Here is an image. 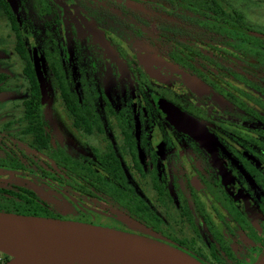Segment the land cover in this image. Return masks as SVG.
<instances>
[{
    "label": "flooded vegetation",
    "instance_id": "flooded-vegetation-1",
    "mask_svg": "<svg viewBox=\"0 0 264 264\" xmlns=\"http://www.w3.org/2000/svg\"><path fill=\"white\" fill-rule=\"evenodd\" d=\"M5 1L16 28L2 6L0 12L24 83L22 90L6 72L0 51V107L11 105L14 115L0 125L5 197L16 202L10 194L32 192L50 212L23 183L59 202L67 194L73 212H50L66 221L81 213L84 223L101 220L124 231L125 219L203 264H253L264 248L263 19L251 16L244 0H43L53 20L45 33L42 0ZM137 15L183 26L153 28ZM16 34L29 56L42 124ZM32 48L47 90L44 105ZM56 51L69 94L81 103L79 128L54 81ZM53 89L81 137V157L59 139L50 116ZM182 116L194 122L191 137L174 125ZM39 126L46 146L37 142ZM64 157L81 164V189L61 180L68 181L57 166ZM102 179L125 202L104 196Z\"/></svg>",
    "mask_w": 264,
    "mask_h": 264
},
{
    "label": "water",
    "instance_id": "water-1",
    "mask_svg": "<svg viewBox=\"0 0 264 264\" xmlns=\"http://www.w3.org/2000/svg\"><path fill=\"white\" fill-rule=\"evenodd\" d=\"M82 23L93 35L99 32ZM32 57L44 105L47 90L35 48ZM182 118L174 125L191 137L194 122ZM0 254L10 258L5 264H203L178 248L108 228L6 212H0ZM253 264H264V248Z\"/></svg>",
    "mask_w": 264,
    "mask_h": 264
},
{
    "label": "trees",
    "instance_id": "trees-1",
    "mask_svg": "<svg viewBox=\"0 0 264 264\" xmlns=\"http://www.w3.org/2000/svg\"><path fill=\"white\" fill-rule=\"evenodd\" d=\"M40 3H41V8L39 10V20L41 24L43 25L45 33H47L49 30L48 29L49 26L53 22V20L49 18V14L51 11L46 1L42 0L40 1ZM0 6L3 7V10L7 14L8 18L13 23V28H16L14 18L11 14V11L6 1L0 0ZM16 39H17V43H16L17 52L19 53V55L25 62V67L23 69V72L32 80L33 85H34L33 90H34V95L36 98L37 108H38V111L36 113V122L38 124H42V117H41V112L39 110V104H38V97H39L38 89H37V86L34 80V74L31 68L29 56L25 50L23 36L20 34H16ZM56 54H57V51L54 53L53 63L50 64L52 68L53 76H54V81L56 82V85L59 91L62 93V97H63L62 100L64 102L65 108L67 109V111L70 113V115L74 119L73 120L74 125L77 128H79L81 127V103L79 102L78 98L75 95L69 94L65 80L63 79L64 72L62 70V65L60 64L59 58ZM46 58L51 59V57L47 56V54H46ZM37 139H38L37 142L39 143V147H41V145L46 146L45 145L46 137L43 136V131L40 126L38 127ZM57 166L60 168L62 167L63 170L65 171L64 175L67 176L68 181H66L64 177L61 178V180H64L65 184H68V185L73 184L76 186V188L81 189V164L79 162L72 161L64 157L63 160L57 161ZM90 179L92 180V182L95 181V178L93 176H90ZM100 189L102 191V194L106 196L107 198H112V199L118 198L122 202H125V198L122 196V194L118 192H114L112 187L108 183H106L103 179L100 180ZM3 193H7V192L0 191V212L14 213V214L26 215V216L44 217V218H51V219L63 220V221L67 220L66 218H59L57 215L51 214L50 212L46 210V208L40 206V204L37 201L36 195L32 192L26 191L25 193H21V194H10L12 197L18 199L16 202L12 198H9L7 196L5 197ZM70 218L71 220L69 219V221H74L77 223H83V224H88L92 226H98V227H103V228H108L111 230L119 231L109 226L108 222L106 221L97 220L98 222L93 221L90 223H84L81 220V213L77 214L76 216L70 217ZM102 222H105L106 224ZM190 256L194 258L195 260L202 263V261L198 259L196 256L194 255H190ZM2 257L5 259L6 262H8L10 259L9 257L4 256V255H2Z\"/></svg>",
    "mask_w": 264,
    "mask_h": 264
},
{
    "label": "rangeland",
    "instance_id": "rangeland-1",
    "mask_svg": "<svg viewBox=\"0 0 264 264\" xmlns=\"http://www.w3.org/2000/svg\"><path fill=\"white\" fill-rule=\"evenodd\" d=\"M233 1L242 2L243 0H233ZM244 1L246 2L243 8L245 10L250 11L251 16L256 15L257 17H261V19H263L264 21V0H255L256 1L255 3L251 2L254 0H244ZM137 18L141 21V23L143 22L145 26H147L146 24H148V26H152L153 28L155 24L159 25L160 28L167 27L173 30L183 26V25L173 24L170 21H163V20H159V21L158 20H154V21L148 20L147 21V18L143 15H137ZM13 43H14V38L8 27L7 20L4 18V16L0 12V51L5 52L4 59L1 64L4 66L6 72L10 76H12L13 78H17L21 86V89L23 90L24 83L20 79V70L22 67V63L17 58V56L13 53ZM11 110L12 108H11V105L9 104H5L4 106L2 105V107H0V125L8 120L13 119L14 115L10 114ZM50 116L52 118L55 128L58 131L59 139L61 138L64 139L65 142L69 145V148L71 149V151L81 157V137L71 127L70 120L67 118L65 111L63 110L62 105L59 102L58 95L54 89L51 90ZM23 184L26 187L35 191V193H37L38 199L48 207V210L50 212L61 215V216L68 215V214L70 215V213L73 212L75 207H74V204H72V202L68 200L69 196L67 194L64 195L62 197L63 200L59 202V201L50 199L49 197L45 196L42 193H38L37 190L29 184H26V183H23ZM9 186L10 185H4L2 182H0V187L8 188ZM121 221L124 224V228H123L124 231H118V232L125 233L128 235L134 236V237L146 239L152 242H156L155 239H152V238L149 239L146 237L147 233L146 231L142 229V227L136 226L137 227L136 228L134 226H131L129 225V221L125 219ZM125 230H127V232ZM158 230L161 231V228H159ZM157 243H160V242H157ZM164 244L170 247L176 248L175 246L170 245L168 243L167 244L164 243ZM2 258H3L2 254H0V259Z\"/></svg>",
    "mask_w": 264,
    "mask_h": 264
},
{
    "label": "bare ground",
    "instance_id": "bare-ground-1",
    "mask_svg": "<svg viewBox=\"0 0 264 264\" xmlns=\"http://www.w3.org/2000/svg\"><path fill=\"white\" fill-rule=\"evenodd\" d=\"M15 260H10L9 264H14Z\"/></svg>",
    "mask_w": 264,
    "mask_h": 264
}]
</instances>
